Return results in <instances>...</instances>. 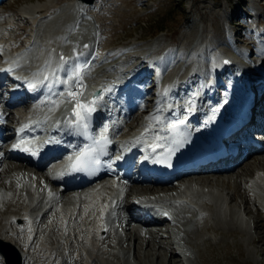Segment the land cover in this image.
Instances as JSON below:
<instances>
[{
  "label": "bare ground",
  "instance_id": "6f19581e",
  "mask_svg": "<svg viewBox=\"0 0 264 264\" xmlns=\"http://www.w3.org/2000/svg\"><path fill=\"white\" fill-rule=\"evenodd\" d=\"M118 3L113 0H95L93 3L83 0H30L20 9L23 12L21 18L30 23L25 41L20 45L17 44L16 34L18 17L0 15V59L6 56L9 65L16 61V71L24 72L22 78L28 82L34 79L42 83L35 92L38 94L42 89L41 95L29 109L34 112L37 121L47 125L48 129H44L46 134L51 133L48 124L55 125L53 132L61 134V123L68 121L65 113L70 106L67 87L76 83L66 82L65 71L60 67L61 55L69 61V65L75 63L80 67V82L74 90L82 85L86 96H90L94 90H100L105 97L102 102L105 100L107 104L120 107L127 100L117 97L116 91L125 76L127 78L133 69L141 65L152 66L159 60L164 61V55L155 53L161 46H166L162 36L144 47V43L136 38L133 44L126 45L120 52L107 48L106 45L112 40L108 38L110 26L105 24V20L116 12L114 7ZM107 4H112V8H106ZM258 11L259 6L256 13ZM254 24L252 31H258L259 25ZM198 31V58L188 61L190 52L187 55L184 52L181 56H174L176 59L173 58V61L169 59V64L166 63V80L172 90L168 88L162 97H156V108L167 107L171 102L206 109L210 102L214 104L217 101L220 86L231 85L241 89L249 78L245 75L249 74L252 79L254 73H262L256 68L264 69L263 35H258L261 38L258 50L262 54L256 67H253V61L246 59L243 49L238 48L233 53L227 51L222 42L214 44L216 35L213 29L208 30L202 25ZM84 45L89 47L85 48ZM205 50L206 60L201 54ZM81 58L86 61L81 62ZM234 59L239 63L240 70L236 68V62H232ZM205 61L216 70L213 78H209L206 72ZM221 61L229 65L230 73H220L224 66ZM83 64H89L85 74H82ZM233 72H241L239 79L233 76ZM52 73L63 81L56 84V76ZM45 75L48 76L47 81L43 80ZM57 86L64 87L56 92ZM51 87H54L53 90ZM46 88L50 90L45 92ZM131 100L129 104L133 102ZM15 102L5 105V110H10L8 114L32 122L33 117L28 113L15 109ZM256 105L264 108L263 101H257ZM150 106L144 112L145 116L137 120L138 127H131L130 131L123 134V143L124 140L126 144L143 140L147 133L155 136V139H161L159 128L162 115L159 112L160 115L156 116L153 105ZM209 112L211 114L214 109L210 108L206 113L209 115ZM254 120L257 122L256 118ZM146 128L148 131H145ZM261 152V155H254L253 160L244 165L237 163L247 159L217 168L208 167L204 171L185 169L181 176L185 180H179L170 193L161 194L153 192L156 190L151 191L152 185L145 186V181L151 184L157 181L145 173L129 175L132 186L124 187L112 180H103L83 189L58 192L52 186V174L47 172L55 164H42L34 174H29L23 168L17 169L22 167L21 164L7 161V151L0 147V240L9 241L16 247L22 264H143L140 248L146 252L145 264H196L200 239L213 238L201 231L211 230L215 233L220 230L226 235L238 231L245 236L244 240L257 242L256 237L249 235L246 212L250 209L246 203L252 200L260 203V199L264 204V151ZM12 155L8 153L7 156L10 158ZM60 172H63V167ZM193 175H196L194 180L191 179ZM249 193L253 194L252 199ZM133 194L144 203H155L156 206H151V216L140 217V228L135 220L130 222L136 228L132 236L127 237L116 228L115 220L118 213L122 212V202ZM236 197L244 202L243 211L231 204ZM159 239L165 242L169 252L167 259L160 257ZM132 242L134 252H131ZM150 255H156L155 263L149 258ZM0 264H4L1 252Z\"/></svg>",
  "mask_w": 264,
  "mask_h": 264
},
{
  "label": "rangeland",
  "instance_id": "374dc122",
  "mask_svg": "<svg viewBox=\"0 0 264 264\" xmlns=\"http://www.w3.org/2000/svg\"><path fill=\"white\" fill-rule=\"evenodd\" d=\"M113 1L118 3V0ZM29 2L30 0H3V3H0V15L18 17L16 21L18 45L25 41V36L29 32L30 23L21 18L23 12L20 10L24 4ZM111 6L113 5L107 4L106 8L111 9ZM258 6L259 11L256 13ZM114 10L116 12L106 17L108 19L105 20V24L110 26L108 38L112 40L106 46L116 52L122 51L126 45L133 44L136 38L144 43L142 45L144 47L145 44L153 42L156 37L162 36L166 40V46H161L162 51L159 52L165 57H163V64H169L170 60L176 59L174 56H181L184 52H187L186 55L190 52L188 61H192L198 58L196 56L199 54L196 47L198 30L205 25L208 30L213 29L216 35L214 44L222 42L227 51L234 53L236 50L231 45L232 41L228 36L229 29L226 27L227 22L231 21V28H234L237 41H240V44L249 45L250 50L248 51H256L250 54L251 56H247V60L253 61L256 65L262 54L258 50L261 39L259 40L256 32L252 31V24H258L259 33H264L261 31L264 29V0H121ZM112 18L113 21L109 22ZM206 52L205 50L201 53L205 60L207 59ZM209 65L210 63L207 67ZM137 116L139 118V115ZM248 159L245 162L242 161L240 165L251 162L253 156ZM248 195L252 199L253 195L250 193ZM236 198L233 204L239 207L241 199ZM246 206L250 209L246 215L250 223L249 235L256 237L257 242L244 240L245 236L238 231L233 235H226L220 230L215 233L211 230L201 231V233L212 235L213 238L204 239L199 236L201 239L197 245L196 264H264V209L259 202H253V200L251 203L247 202ZM159 242L160 257L167 259L169 252L165 242L161 239ZM209 244L211 245L208 246ZM145 253L140 248L139 254H141L143 264L147 259ZM149 258L154 263L157 261L156 255H150Z\"/></svg>",
  "mask_w": 264,
  "mask_h": 264
},
{
  "label": "snow or ice",
  "instance_id": "6c2138e0",
  "mask_svg": "<svg viewBox=\"0 0 264 264\" xmlns=\"http://www.w3.org/2000/svg\"><path fill=\"white\" fill-rule=\"evenodd\" d=\"M85 48L89 47L88 45H84ZM77 55H81V54H77ZM60 61L62 62L61 66L63 68V70L65 71L66 74V82L67 81H75L76 83H79V75H80V67L78 65H76L75 63L69 65V61L63 56H60ZM225 63H227V61H225ZM53 76H55V73H52ZM44 81L48 80V76L45 75L43 78ZM30 88H35L36 85L30 84L29 85ZM68 95L75 99L77 93L69 91ZM90 105H92L91 107H89L87 104H83V103H77L75 105V107L73 108L72 111V115L76 118L75 119V127L79 130V129H84L85 131L88 128V121L91 118L92 113H94L96 111V100L93 99L92 101L89 102ZM69 123H72V121H69ZM180 123H183V121H181ZM173 128L176 127V125H172ZM145 131H148V129L146 128ZM106 142V137L101 136L100 140L95 141V144L100 145ZM177 144L181 143L180 141H176ZM158 146V145H157ZM19 145H13V148H18ZM26 150V149H25ZM152 151L155 152L156 151V147L154 146L152 148ZM100 154H103V149L101 148L99 150ZM96 153H97V149L96 148H89L86 147L85 149H83L80 154L76 157V163L72 164L70 166V170L71 171H78L81 168L84 167H88L90 165L93 164H98L99 160L96 159ZM117 159H120V157H117ZM157 163H164L167 162V159L165 158L164 160H160L157 159L156 160Z\"/></svg>",
  "mask_w": 264,
  "mask_h": 264
},
{
  "label": "water",
  "instance_id": "95a60500",
  "mask_svg": "<svg viewBox=\"0 0 264 264\" xmlns=\"http://www.w3.org/2000/svg\"><path fill=\"white\" fill-rule=\"evenodd\" d=\"M88 3H92L95 0H84ZM2 245H6L8 247V250L2 249L7 260V264H21L20 257L18 256V253L16 249L9 243H4L1 241Z\"/></svg>",
  "mask_w": 264,
  "mask_h": 264
}]
</instances>
